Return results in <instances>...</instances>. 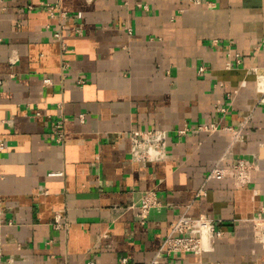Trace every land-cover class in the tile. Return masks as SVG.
<instances>
[{
  "label": "crops",
  "instance_id": "1",
  "mask_svg": "<svg viewBox=\"0 0 264 264\" xmlns=\"http://www.w3.org/2000/svg\"><path fill=\"white\" fill-rule=\"evenodd\" d=\"M263 35L264 0H0V264H147L180 215L222 234L164 264H264ZM133 129L166 156L131 160Z\"/></svg>",
  "mask_w": 264,
  "mask_h": 264
},
{
  "label": "built area",
  "instance_id": "2",
  "mask_svg": "<svg viewBox=\"0 0 264 264\" xmlns=\"http://www.w3.org/2000/svg\"><path fill=\"white\" fill-rule=\"evenodd\" d=\"M195 1V0H192ZM50 14L53 13V8H47ZM54 36H59L56 31ZM254 51L260 52L264 57V35L254 45ZM235 60L240 61L239 56ZM201 66L199 70H203ZM255 89L258 92L257 102L264 101V73L257 74L255 78ZM44 81L49 82V79ZM230 98V94H226ZM219 110L222 107L217 105ZM208 129H213L210 126ZM228 129H231L228 127ZM57 139L62 136L61 120H57L54 124ZM178 133H183L184 129L177 130ZM237 136L236 132L232 135V140ZM129 140V156L131 160L137 162H151L163 159L166 156L167 149V134L165 130L161 129H133L128 133ZM3 148V143L0 142V150ZM257 168V163L251 158L236 157L231 160L227 166V173L235 185H242L251 179L252 172ZM159 206V200L155 190H144L139 193L138 198L133 201L129 207L135 209V214L140 224L146 220L147 214L151 209ZM261 216L255 218L259 219ZM216 220L205 215H198L196 217H189L180 215L170 224V231L161 241L157 254L147 264H164L159 261V255H171L173 253H192L200 254L204 251V244L210 241L214 236H220L222 231L216 228ZM254 238L257 242L264 238V230L258 225L254 224L253 231ZM126 258L120 259V264H126Z\"/></svg>",
  "mask_w": 264,
  "mask_h": 264
}]
</instances>
